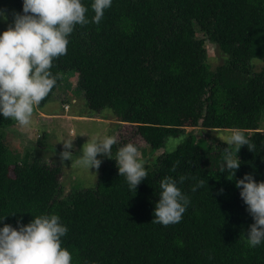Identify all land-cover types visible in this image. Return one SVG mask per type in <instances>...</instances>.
<instances>
[{
  "label": "trees",
  "instance_id": "16d2710c",
  "mask_svg": "<svg viewBox=\"0 0 264 264\" xmlns=\"http://www.w3.org/2000/svg\"><path fill=\"white\" fill-rule=\"evenodd\" d=\"M11 3L22 12V0ZM82 3L91 21L92 0ZM68 41L52 62L57 83L38 106L76 76L88 116L106 118L111 108L149 144L140 158L147 177L135 190L120 176L115 155L123 139L92 186L64 193L67 164L39 150H13L4 129L15 120L0 115V226L58 214L71 264H264V242L247 244L254 220L236 187L245 173L264 180V0H112L98 24H77ZM208 41L223 59L215 67ZM188 125L239 129L254 147L209 143ZM180 134L174 149L155 153ZM226 148L241 161L236 171L223 168ZM166 176L190 198L182 219L168 225L152 222Z\"/></svg>",
  "mask_w": 264,
  "mask_h": 264
},
{
  "label": "clouds",
  "instance_id": "9594fccd",
  "mask_svg": "<svg viewBox=\"0 0 264 264\" xmlns=\"http://www.w3.org/2000/svg\"><path fill=\"white\" fill-rule=\"evenodd\" d=\"M111 5L112 0H92L94 15L90 21L86 16L88 8L82 0H22V12L15 13L12 22L0 32V115L12 118L22 127L28 126L35 106L57 83L60 74L51 72L52 62L66 54L68 37L74 27L89 22L98 24L105 9ZM0 18L7 21L6 10L0 9ZM68 107L69 103H66L65 108ZM89 137L78 160L91 172L90 169H98L102 163L98 154L112 158L116 137ZM73 140L70 137L61 140L64 149L60 152L61 161L73 160L76 155L70 151L74 147ZM226 142L236 146L238 152L245 144L250 150L254 147L239 129L232 130ZM139 156L138 146L133 142L122 144L115 155L120 176H124L129 188L135 190L147 177L145 162ZM240 164L238 155L236 159L231 158L226 148L225 171H236ZM185 179L186 176H180L179 182L183 183ZM177 183L172 176L160 181L161 191L152 222L168 225L182 219L190 198ZM202 185L203 180H199L191 190L195 192ZM236 187L254 220L246 232V241L248 246L256 247L264 242V180L257 181L253 174L245 173L243 178L236 180ZM33 217L27 224L17 220L18 227L10 223L0 226V264H71V252L61 245V237L65 236L68 227L60 216L50 213ZM4 219L5 216L0 218V222Z\"/></svg>",
  "mask_w": 264,
  "mask_h": 264
},
{
  "label": "rangeland",
  "instance_id": "374dc122",
  "mask_svg": "<svg viewBox=\"0 0 264 264\" xmlns=\"http://www.w3.org/2000/svg\"><path fill=\"white\" fill-rule=\"evenodd\" d=\"M0 9L6 10L8 15L7 21H5L3 18H0V32H2L8 27V24L12 22V20L14 19V14L17 12L12 7L11 0H0ZM206 47L210 57L209 63L212 67H215L223 61L222 57L218 56L219 52L216 45L208 41ZM256 65L257 67H260L262 65V61L257 60ZM74 80H76V76H73L72 79H69L70 82L67 85L59 86V89H57L56 93H59L60 96L67 95V91L71 90L70 87L72 85L73 89H76V83H74ZM74 91H76V93L74 92L75 95L77 93L82 96L84 95L83 92L78 89ZM84 101H86V99ZM68 103H72L71 98L68 99ZM77 104L80 109H85V104L79 102ZM51 106L56 108L55 103L51 104L49 108ZM110 109L111 108H106L105 110H103V115L109 116L111 112ZM114 117L116 118H112V123H108L104 127L100 126L101 130L105 132L106 135H114L116 137V142H121L123 141V139H126L127 142L136 141L139 146V158L144 159L145 157H147L150 152L149 144L139 134H136V126L129 122L119 120L118 117L115 115ZM82 126V122H78L76 126H73L74 131H76V128H78L77 136H81L79 135V130ZM70 128L71 127H67L66 129H64V131L69 134ZM91 128H96L95 122H91ZM190 130H193L195 134H197V136L203 137L209 143H216L218 140H227L228 136L231 134V131L234 129H202L200 127L190 125L186 126V131ZM4 133L6 135V139L11 144L13 150H18L21 152V154L26 152V150H39L40 155H43V157L45 158L48 157L47 159H60V152L64 150L63 142L61 140H63L64 137H67V134L60 133L56 122L52 123V120H48L47 118L43 117L38 106H35L31 123L28 126L22 127L18 125L15 121L14 124L9 125L4 129ZM183 138L184 135L182 134L178 136H170L167 139L163 148L157 150L155 153L160 154L161 152H163V150L174 149L183 140ZM86 139L87 137H82L83 141ZM84 143L85 142H83L82 145H79V142L76 143V148H78L77 151L74 153L76 155L73 157V160L67 159L63 161L65 164H67L66 170L71 169V172L68 171L65 173V175H63V179H65L64 193H68L73 186H92L97 180V175L100 171V168L103 164V160L105 159L106 155L98 154V158L102 160V163L98 169H90L91 172H94L96 174L89 172L81 166L78 160L79 152ZM44 146L46 151H43L42 149ZM70 151L72 150L70 149ZM68 166L71 167L69 168ZM145 166H147L146 163Z\"/></svg>",
  "mask_w": 264,
  "mask_h": 264
},
{
  "label": "crops",
  "instance_id": "0c3cea01",
  "mask_svg": "<svg viewBox=\"0 0 264 264\" xmlns=\"http://www.w3.org/2000/svg\"><path fill=\"white\" fill-rule=\"evenodd\" d=\"M70 88L71 90L67 91L68 96L67 95L60 96L59 93L55 92V95L52 97V99L47 101L42 106V108H40L38 105L37 106L43 117L47 118L48 120L49 119L52 120V123L56 122V125L60 133L67 134L66 131H64V129H66L67 127H71L70 133L67 134V137L74 139L73 140L74 147L71 150L72 152H76L78 148V147L76 148L77 142H79V145H82L83 142L86 143L90 139L89 136L93 138H100L106 135V133L101 130L100 126L104 127L108 123H112L113 120L112 118H116V117H114V115L111 114L112 112H110V116L106 118L102 117L101 114H97V113H95L92 116L90 115L88 116L87 114H89V109L87 107V101H84L86 98L84 99V95L82 96L79 95L78 93L75 95L74 92L76 93V91L74 90L76 89H73V85ZM69 98H71L72 103L69 104V107L66 109L65 104L68 103ZM78 102L85 104L84 106L85 109H80V107L77 104ZM53 103L56 104V108L52 106L49 108V106ZM78 122L83 123V126L80 127L79 135H81L80 133L83 132V133H87L89 136L87 134L77 136L78 128H76V131H74L73 126H76ZM91 122L96 123V128H91ZM83 136L87 137V139L84 141L82 140Z\"/></svg>",
  "mask_w": 264,
  "mask_h": 264
}]
</instances>
